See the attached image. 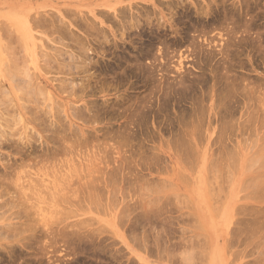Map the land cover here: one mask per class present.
<instances>
[{
  "label": "rangeland",
  "instance_id": "1",
  "mask_svg": "<svg viewBox=\"0 0 264 264\" xmlns=\"http://www.w3.org/2000/svg\"><path fill=\"white\" fill-rule=\"evenodd\" d=\"M171 1L169 0H103V1L102 0H70V1L69 0H0V35L2 36L0 37V84L4 87V89L7 88L4 82L5 81L4 74L8 72V68H9L10 74L11 73L15 74L13 81L12 82L9 81V85H11L10 89H12L11 94H8L7 96L4 93V91L2 92L0 89V99L2 100L0 101V104L1 103L4 104V107L2 106L3 104L0 106V111H2L0 112V114L3 116L2 117L0 115L2 118V119L0 118V120H3L2 122H0V125L2 124L0 128L3 126V128H5L4 130L6 133V134H3L4 137L3 136L1 137L3 130L0 134V137H1L0 138V146H1L0 147V156H1L0 164L6 163V162H8V164H12V163L14 164V160H15L16 166L19 163H20L19 165L23 163L21 166H18V168L16 167L14 172L11 173L9 176H7V178L6 176L2 175V172H0V179L3 180L2 183H7L8 185L7 194L2 196L1 197L2 199L0 198V202L2 204H5V203L7 204V206L4 205L5 207H3V205H0V227H1L0 230L2 229L1 231L3 230L5 231V233L3 231L4 235L0 231V238H1L0 239V264H96V263L97 264H264V254H263L264 248L262 247L264 246V235H263L264 234V227H263L264 226L263 225L264 224V213H263L264 212V188H263L264 184L263 186L260 185L261 189L257 188L258 185H256L258 183L256 182L257 179L259 178L261 179L262 175L264 176V153H263L264 152V119H262L263 117L259 115L260 112H258L259 113L258 117H261L260 118L261 120L257 116H255L257 114L252 113L253 110H251L252 109L251 108L250 109L251 112L249 111L250 113H252L251 117H253L254 115V117H257V118L256 119L254 117L253 118L257 121H253L254 119L251 118L250 115H248L249 116L248 117L247 115H244L243 113L241 114L239 111L238 113H235V115L232 114L234 116L233 118L231 117V121H230L233 123L234 121H236L235 122L236 125L235 123L234 125H232L235 128L233 127L230 128V126H228V129L227 128L223 129L221 128V125H223V122H225L226 120H227L226 122H228L230 119V116L232 115L228 117L229 119L226 118L227 115L225 117L224 112L221 111L222 109H220L221 107L220 104L222 103V101H219L218 99L219 98L218 95H220L219 91L221 90L220 88H222V86L220 87L219 85L225 84L226 82V81L225 82L222 81L224 80V78L220 79L222 76L221 74H223V76L225 74L230 75L231 77L227 76L229 80H232L233 78H235V76L238 75V79H237L238 83L243 81L242 78H246V83L247 84L250 83L249 86L254 87V88L258 86L261 88L262 86V88H264L263 86L264 84V54H263L264 53L263 52L264 51V37H263L264 36V0H179V1L171 0ZM134 5L135 6L138 5L137 8L140 7L142 10L138 12L137 11L138 9H135L136 7L133 9L132 7H134ZM168 5L171 8H169ZM171 5L173 6L174 10L172 9ZM235 5H237L238 7ZM246 5L250 6V8L247 7ZM118 6H120L121 9L122 8L125 9V11H126V6H127L128 7L127 9H129L131 12V16H134V18L140 12L143 15V12L147 11V13H149L150 15L149 14L147 15V13L144 12V15H146V17L143 16L144 18L142 17V20L141 18H138L140 23H142V25H140L141 28L144 29L145 27V29L143 31L141 29L142 32L140 31L139 27L138 29L133 28V31H131V29H128L131 32L130 33L128 31L129 32L128 35L130 34L128 37L130 36L131 37L127 38L126 36H124L125 37V38L123 37L124 40L123 39L121 40L120 38L121 32H119V30L124 31V29L122 28L121 30L120 28L121 26L119 27L118 24L120 25H123V24L118 23L117 24L118 28H117L115 26L116 24L114 25L113 23L114 21H116L114 20V17L116 18L117 13L121 11V10L118 11V9H120ZM142 6L144 8L147 7L146 9L148 10L145 9L143 11L144 8ZM243 8L244 10L246 9V11H244ZM100 9L101 10L106 9L105 12L107 11L108 13L106 12L107 13L106 14L104 12L105 16L101 17L104 14H102L103 12L101 13ZM63 10L69 11L68 13L76 11L78 12V14L80 13L83 14L88 11L86 14H88L89 17L87 16L88 19L86 20H88L89 22L90 20L92 21L93 19L95 20L93 22H96L95 24H99V21H102L103 22L102 29L105 28L104 30H107L106 31L107 33H105V35L107 38H109L110 36V39H109L110 44H112L113 41L114 42L116 41L115 44L117 46V50L111 47L109 52H111L112 55L108 54V56L104 58L105 60H103L105 61V63L107 62L106 64L109 65L108 68L109 67L111 68L108 69V71L106 68L105 70L106 74L104 72H101L100 75H97L98 72H96L95 73L97 75L96 82L98 84L94 82V84L91 85L92 86L91 90L94 88V91L96 92L98 91V89L103 88V91H105V93L97 94L96 92L95 95L88 96L87 98H85L86 101H89V102L91 101L92 103H95L94 105L96 104L98 105L99 103L101 104L103 99L107 100L108 105H110L111 108L114 106L113 107L114 109L113 108L111 109V116H113L114 118L112 117L113 119L111 118L109 121H107L108 119L106 118L104 119L97 118L96 119L97 121L93 119L92 121H89L88 123H83L84 124L83 130L85 132H89L90 134L92 133L93 135L101 134V132L105 130V127L107 129L110 128L109 130L111 131L118 130L120 123L123 122V125H124V123H127L129 121L128 119L131 118L129 114L134 115L136 113V112L133 113L134 111H132V113L130 112H131V109L134 110L132 107L136 106L135 105L136 102L139 103L141 101V100L138 101V99H142L143 97L145 99L147 98L146 100L149 99L150 101L148 100L149 101L148 103H150L149 104L150 107L154 104L151 107L152 109V115H150L151 118L149 117L150 120H148L150 123L147 125L148 127L151 124L150 125L151 127L149 126L147 130L144 131V133L143 131L142 133H138L139 137L135 133V135L137 136L136 142L138 144L133 142L135 143L134 145L133 143L129 142V144L127 145L128 147L127 146L124 147L122 144L123 148L122 147H121L122 149L120 148L121 149L120 153L122 154L124 152L125 153L122 156L121 155L117 156L116 154H114L116 150L112 151L113 149L112 148L110 152L108 148L106 147V146L110 148L111 146L113 147L114 146L112 145L114 144L112 143L113 141L106 143L107 145L105 144L106 145L105 148L106 150H108V157L105 159L104 163H100V164H99V161L95 163L94 161L96 160L93 159L94 160L93 162L95 163V166H96L95 172L94 170H92L94 168V164L92 163V158L88 157L95 153V152L92 153L93 150L96 149V148L93 149V147L92 149L91 148L89 149L88 147H86L87 150L85 148H82V152L84 153H82V155L81 154L79 155L80 158L75 157V158L70 159L69 157L64 156L65 158L63 157L61 158L60 156V157H56L55 159L49 158L46 161L43 160V162L40 163L38 162L39 158H37L36 156L34 157L35 154H31V156L27 155L26 156L27 159L23 160V162H21L22 160L19 161L18 160L19 156L15 154L16 150L14 148L15 147L14 145L19 140L20 142H22L20 137H23L24 143L28 141L32 142V144L31 142L27 143L28 146H26V150H30L29 148L32 146L38 147L42 138H44L43 136L45 137L49 136L51 135V133L48 132L49 131L48 128L43 124H42L43 126L41 125L40 126L42 127V129L45 126L47 130L43 129L42 130L43 133H42V131L40 130L41 127L39 128L36 126L38 125L36 124L38 122L31 121L32 122L31 123L28 120H26L24 123H21L19 120L17 122V120H15L16 117L11 116L12 111L10 112V110L12 109L10 110L9 108L7 109V106L5 104L6 101L4 102V100H6V97L13 98V100L16 99L15 101L17 100L23 101L21 99H24L25 102H27L30 99L32 103L29 104L30 101L27 102L28 104H26L25 102H22V103H25L27 106L29 105V107H32L37 103V106L39 104L40 107L38 106L39 107L38 109L37 107H35L36 106L35 105L34 107L36 108V110L38 109L39 111L41 110L43 111L44 110L42 108L44 105L43 103H45V105L47 104L45 100L47 98V100L50 99L51 105H53L52 108L56 107V103H58L59 101L56 97L60 95L58 90L60 88L59 86L62 83H60V80H59L60 75H58L57 73L58 72L56 69L57 64L55 63L56 65L52 66V64L55 61L52 60L54 61L53 63L51 60L46 61L49 59H44L43 54L47 53L48 51L52 52L54 50L52 48L55 46L56 48L58 47L57 50L60 49L59 45L56 42H58V40H61V39H63L62 42L60 41L61 43L64 42L67 48H68L67 44L70 47L69 50H66L64 52H69V51L71 52V50L76 49V46H74L75 48L72 47L71 45L74 43L73 42H71L72 44L68 43V41H70L68 38H65V40L64 38L58 39L57 38L59 36L57 35L58 33L57 34L54 33L57 37H55V40H53L54 43H52V39L54 38H51V36H53L54 34L53 35L51 34L53 33L52 32L53 30L51 29H53V27L49 29L47 28L48 30L51 31V33H49L50 31H48L45 28L46 30L45 29L44 30L48 31V34H50L51 36H49L47 32L44 31L46 34L45 35L41 33L43 32L41 31L43 30V28L42 29L40 28L41 32L39 31V29L34 28L35 25H33V19L31 21V18H33L32 16H35V14L37 13H40V16L41 14L44 15L45 17L44 16L43 17L46 18L45 20H49V19L51 20V18L53 16L55 17V15L58 18V15H59L60 16L59 18L61 19L62 23L64 20H66L64 21L65 23L71 24L70 20L72 18H67L69 15L66 14L67 12L64 13L65 11L63 12ZM95 10L96 12H100V13H96L97 14L96 15ZM125 11L123 13H125L126 15L127 14L126 12L128 11L126 12ZM52 12H54L55 14L51 17V14H53ZM109 12L113 13L114 17ZM134 12L136 14H133ZM230 12L231 14H229ZM73 13H71L72 17H73ZM173 13H175V15ZM48 14L50 15L51 18H49ZM64 14H66L67 17ZM74 14L75 16L77 15L76 13ZM81 14H80V17H81ZM99 14H101V16ZM109 14L113 18L111 16H108ZM128 14L130 16V13ZM37 15H36L35 21H37V19L39 20L38 18L39 16ZM106 15L108 17H111L110 21H113L112 22L113 24L110 23L108 17L107 18L109 22L105 19ZM140 15L141 14H139V16ZM156 15L158 16V18L155 17ZM84 16L86 18V15ZM90 16L92 17L91 19H89ZM129 16H126V18H128L127 20H129L130 22L131 16L130 17ZM54 17L52 18V20H54ZM56 17L55 19H57ZM78 17L79 16L77 15V20H78ZM80 17L78 21H82L84 19L83 16H82L83 18H80ZM232 17L236 21L234 19H232L231 21ZM41 18L42 17H40V19ZM75 18L73 17L74 19V20L72 19L73 22L76 21ZM103 18L107 21V23L104 22L105 20ZM126 18H125V21H126ZM155 18H157L156 20L157 22L155 21ZM168 18L169 19L171 18L172 20L173 19L174 20L172 21L171 19L169 20ZM116 19L118 20L119 18H116ZM143 19L144 20L150 19L151 22L149 23L148 22L149 20L147 21L148 23L144 22ZM159 19L161 20L159 21ZM59 20L57 19L56 21H59ZM121 20L120 21L118 20V21L121 22ZM220 21H223V22H220ZM161 22L163 25L161 24ZM218 22L220 25L218 24ZM228 22L230 24H228ZM78 23L79 22H77L76 24ZM144 23H147L148 25L150 24L152 26L151 27L148 25L146 26ZM178 23L179 24L182 23V24L179 25ZM209 23L210 24L212 23V24L209 25ZM224 23H226L225 24V26L227 25L226 27L223 26ZM60 24L58 23L59 26ZM213 24L216 27H214ZM221 24L223 27L221 26ZM238 24H240V26ZM232 25H233V28H235V31L238 30L236 34H234L235 33L234 31L233 33L234 35L232 34V31H231ZM241 25L243 26L245 25L244 27H246V29H244V27H242ZM256 25L257 27H253ZM97 26L101 28L100 24ZM178 27L182 29H179ZM189 27L191 29H189ZM247 27H249V29H247ZM70 28L72 29L74 28L73 32L79 31V29L76 28V26L74 27V24H71ZM116 28L118 29V31L116 30V32H114ZM206 28L208 30H206ZM54 29H57V27ZM176 31L178 32L176 33ZM117 32H119L120 34L119 37H117L118 35ZM124 32L126 34V31ZM78 33L82 34L81 31H79ZM108 33L110 35L107 36ZM178 33L179 34L181 33L180 36ZM227 33H230V34H227ZM137 34H138V37H137ZM190 35H192V37ZM187 36H189L190 38H188ZM259 36L261 37L259 38ZM2 38L4 42L1 40ZM67 39L68 41H66ZM241 40H244L245 42ZM163 41H165V43ZM259 42L260 44L262 42L261 46L258 44ZM3 43L6 46L5 47L6 49L3 47L4 46ZM167 43L169 44L167 45ZM134 44L136 45V48ZM161 44H164V45L162 46ZM224 44L226 46H224ZM253 44L255 45V47ZM201 45L203 49L201 48ZM212 47L214 48L212 49ZM67 48H64V46L61 47L62 52H63V49L65 50ZM105 48L107 50V46ZM74 51H72V53ZM59 52L61 51L59 50ZM132 52H133V55H132ZM118 54L119 55L121 54L120 57ZM127 54L129 56H127ZM163 54L166 56H164ZM142 55L144 56V58ZM153 55L154 56L156 55L158 59L156 58V56L154 57ZM65 56L66 55H64V58L68 57V56L67 57ZM112 56H115V57H112ZM138 57L140 58L138 59ZM95 58L96 57H93L94 60H97V59L99 60L100 57L99 58L97 57L96 59ZM153 58L155 61L153 60ZM120 59L123 61H120ZM124 59L125 60L127 59V60L125 61ZM128 59H131L132 61ZM140 61L142 62L140 63ZM215 61L216 62L218 61V62L216 63ZM49 62L52 64H47ZM197 62H200L201 64ZM229 62H232V63H229ZM208 63L209 65H207ZM155 64H158L157 67L155 66ZM230 64L232 68H234L232 64L235 65V68L233 70L228 69L231 72L227 70L228 72L225 73L226 71L225 67L229 68ZM247 64L249 65V67ZM129 65L131 67H129ZM137 66H139L141 69ZM219 67L221 69L220 71H219ZM149 68H151V70ZM206 68H207V71H206ZM216 68H218V71ZM49 69L50 71H47ZM142 69H143V72L141 71ZM135 70H137L138 72ZM113 71L114 72L117 71V73H114ZM50 72L51 73L53 72V73L51 74ZM157 73L158 74L160 73L159 74L160 76ZM211 73L214 74V77H213V74ZM120 74L122 77H120ZM240 74H241V77L244 76L241 79H240ZM192 76H193V79H192ZM53 77H56L57 81ZM28 79L29 81H27ZM181 79H183L184 81H180ZM195 79L197 80V82ZM215 79L217 80L215 81ZM31 80L32 81L36 80L33 83L35 82L37 83L39 81L40 86L42 85L44 87H47V83H49V87L46 88V95L48 94L49 96L50 95L51 96L48 98V95H47V97L45 98L44 97L45 94H43L42 92L38 96V94L36 93L37 89L34 92L35 95H31V93L29 92V89H32ZM185 80H186V84L188 83V86L185 84ZM198 80H200L201 82L203 80L204 82L201 83ZM25 81L26 83H23ZM182 82H184V84H182ZM216 82L218 83L217 86H215ZM92 83L93 82H91V84ZM179 83L182 84L181 85L182 88H184L183 85H185V87L187 88L181 91L182 88L181 87L179 88ZM26 84H28V86L30 85L31 88H29L30 86L27 87ZM242 84L244 85L245 83H242ZM201 85H202V89L200 90ZM14 86H17V88ZM20 86H25L24 88L26 90L21 89ZM54 86L55 87L58 86L59 87V88L57 87L58 90ZM17 89L20 91V93H22V90H25V92H23V94L25 95H27V92H29V94L32 97L30 95H27L26 98H24L25 95L23 96L21 94L23 97L20 96V98L17 99L16 97L17 95H19V91ZM168 89L169 91H167ZM198 89L200 91H198ZM165 90H166V93L168 92V94H170L169 95L170 102L168 101L169 103H168L167 108L161 111L160 113L158 112L159 110L158 108H160V106L162 107V104H163L162 95H163V91L165 93ZM170 90L173 92H170ZM67 91H70V90H67ZM74 91L75 90H73V93ZM39 92L40 91H38V93ZM74 94L77 95V93H74ZM238 94L237 96L235 95L234 98H231V97L224 98V96L222 95V97L224 98L223 100L224 104L226 100L227 101L228 99L230 100L228 103L229 105L227 104V102H226V105H224L223 103L222 104L224 106L228 105L230 107H233L234 105V107L236 106L240 107L242 105L241 103L242 97L240 99V96H242V94L239 95V98H238ZM3 95L5 96V98ZM135 95L137 96L135 97ZM171 95H173V97H171ZM262 95L260 96L259 94L257 96L264 98V96ZM63 96H66V94ZM30 97L31 98L34 97V98L31 99ZM52 97L55 100H57L55 105L52 104L54 103L52 102L54 101L52 100ZM144 98L142 100L146 101ZM180 98H181L180 102L183 100L181 104H179L180 102L178 103ZM26 99L28 100L26 101ZM42 99L45 101H43ZM255 99L256 97H254V100ZM220 100H222V98ZM254 100L250 101V104L251 102L254 103ZM232 101H235L237 104L235 103L236 104L235 105L234 102ZM258 101L259 99L256 101V103H258ZM33 102L35 104H33ZM195 102L198 103V106L197 104H195ZM260 102H261V99H260ZM82 103L83 102L81 103L78 102L76 105L81 106ZM130 103L131 104L134 103V105L130 106ZM217 103L218 105H220V107H218ZM117 105L119 107L118 109L119 113L123 112V113H120L121 115V117L119 116L120 119L118 118V110L116 111V109L118 108ZM181 105L183 107H181ZM128 106H130L131 108ZM127 107H128V110L130 109L129 111L127 110ZM252 107L254 108L256 106L252 104ZM2 108H4L3 109L4 111L2 110ZM182 108H184L183 110L186 109V111L188 112L186 111H185L186 113L183 112ZM218 108L219 110H217ZM6 109L8 112H10V114H8ZM42 111L41 113L40 112L39 113L43 114ZM214 111L216 112V114ZM219 111L222 112L221 114L223 118L225 117L224 120L223 118H221L222 116L220 117L221 114L220 115L218 114ZM179 112H183V115L182 113H179ZM13 114L14 113H12V115ZM157 114L159 115V117ZM26 116L28 118L29 114ZM125 116L128 117L127 120ZM186 117H188L187 120H186ZM13 118L16 121V124L18 125L15 124V121H13ZM45 118L46 117H44L43 120H45ZM132 118H134V116H132ZM153 118H155L154 119L155 121L153 120ZM163 118H165L164 121H163ZM220 118L222 120H220ZM250 118L253 120H251ZM98 120H99V123H98ZM248 120L250 122L249 124L247 123ZM93 121H95L97 124L95 122L93 124L90 123ZM183 121L185 125L183 124ZM157 122H159V124ZM188 122L189 124H187ZM253 122L254 124L251 125V123ZM3 123L4 124L7 123V124L4 125ZM32 124L36 127V129ZM237 124H241L240 126L244 124L245 127L247 128H245L244 125L243 127H240L241 129L239 127L237 128ZM23 126L26 127V129ZM27 126L31 128L33 132L32 130L30 131L27 128ZM92 128H96L98 131L95 130V133H94L93 131L94 129ZM111 128L114 130H112ZM149 128L150 130H148ZM184 129L186 131H184ZM29 132L30 133L36 132L39 138L42 137L40 139L39 138L37 139V142L39 140L40 142L37 143L35 141V144H34L33 143L34 138L32 139L33 135L32 133L29 134ZM36 134H34V137L35 136L37 137ZM143 134L144 136H142ZM5 138H7V140ZM146 138L147 140H145ZM4 139L6 141H4ZM102 139L103 138L99 136L98 138L99 143H103V141L104 143L106 142L104 139L103 140ZM177 139L184 140L185 143L183 147L177 144V141H178ZM168 140L170 141L168 142ZM189 140H193L194 143L189 142ZM172 141L173 142L176 141V143H173ZM114 142H117V141H114ZM174 144H176L177 147H179V149ZM115 145L117 144L115 143ZM129 145H132V146L130 147ZM117 146H114V147L118 148ZM134 146H135V149H134ZM173 147L174 148L176 147L175 150H173L174 149ZM83 149H85L86 151H83ZM100 149L103 150V148H100ZM90 151L92 154H90ZM28 152L26 153L28 154ZM180 155H181V159H180ZM123 156L128 157V159L130 157V160L127 161L126 163L124 161L126 159H123V158H122L123 160L120 159ZM23 157L20 159H23ZM183 157L186 158L187 160L184 159ZM57 159L59 160V162ZM16 160H18L19 163ZM65 160L66 161L69 160V162H66L67 165L65 164ZM31 162L33 165L31 164ZM115 166H118L120 169L118 170V167H115ZM132 167L136 169L133 170ZM210 168H212L213 170ZM208 169H210L211 173L209 172ZM109 170L111 171L109 172ZM110 173H112V175ZM117 174L118 176H116ZM133 177L136 179H134ZM89 183H91V185ZM85 185H87L86 187L88 190L85 189L86 188ZM83 187H84V190H83ZM32 188L34 189L33 191L35 192L37 189L40 191L41 193L40 196L42 195L41 197L42 198L44 197L43 200L39 199L40 197H38L37 200L34 198V200L38 202L32 199L33 196H36L34 194H32L33 196L29 194L30 192H32L31 191ZM63 188H65L66 190H64ZM255 189H257V191ZM99 190L102 193L99 192ZM4 191H6V189ZM69 191H71L70 193L72 194L74 193L73 197H72V194L70 195ZM21 192L26 194L25 195L26 198H24V200H23V193L20 195ZM53 194H56L54 195L55 199H54ZM60 194L62 195L61 197H59ZM29 195L31 197L30 202L25 201L27 198H28L27 200H29V197H27ZM64 195L66 196V200L63 202L61 198L65 199ZM88 195H90L91 198L90 196L88 197ZM92 195L95 197H93ZM57 196L59 198L58 201H57ZM149 199L150 201L151 200L152 201L149 202L148 201ZM60 200L62 201V203H59ZM17 201L20 205L23 206V210L21 208L22 206L17 204ZM66 201L70 202L71 204L67 203ZM13 202L15 203L13 204ZM75 202L76 204H74ZM89 202H91L90 204L91 206L89 205ZM26 204L28 205L27 207H26ZM15 205L17 208L19 206V208L17 209ZM36 208L40 210H37ZM19 209L21 210V212L19 211ZM13 211H14V214H13ZM22 211L26 213V214L24 213L26 217H24ZM122 211H124L123 213L125 214L121 213ZM15 215L17 218L15 217ZM18 215L22 217L20 218ZM54 215H55V218H54ZM117 216H119V218ZM55 219H57L56 222H55ZM243 223H246V225ZM6 224L8 225L7 227H6ZM243 226L244 228H242ZM2 227L5 229H3ZM246 227H247V230H246ZM6 228H8L7 229L8 231H6ZM17 231L19 232L16 233ZM160 233H162V235ZM83 236H85L86 238L85 237L83 238ZM154 239H156L157 242ZM93 245L96 249L93 247ZM99 252H101L102 255H100ZM167 253L168 254L170 253L169 254L170 257ZM186 254L187 256H185Z\"/></svg>",
  "mask_w": 264,
  "mask_h": 264
},
{
  "label": "bare ground",
  "instance_id": "2",
  "mask_svg": "<svg viewBox=\"0 0 264 264\" xmlns=\"http://www.w3.org/2000/svg\"><path fill=\"white\" fill-rule=\"evenodd\" d=\"M70 1V0H69ZM103 1V0H102ZM169 1H171V0H169ZM179 1V0H178ZM172 2V1H171ZM222 2V1H221ZM63 3V2H62ZM173 3V2H172ZM175 3V2H174ZM256 3V2H255ZM65 4V3H64ZM67 4V3H66ZM162 4V3H161ZM168 4V3H167ZM234 4H236V3H234ZM247 4V3H246ZM101 5V4H100ZM103 5V4H102ZM110 5V4H109ZM122 5V4H121ZM140 5V4H139ZM164 5V4H163ZM175 5V4H174ZM180 5V4H179ZM257 5V4H256ZM73 6V5H72ZM81 6V5H80ZM99 6V5H98ZM105 6V5H104ZM137 6L138 5H134V7H132L133 9L135 8V9H138L137 11L139 12V11H141L142 9L140 8V7H138L137 8ZM144 6H146V5H144ZM162 6V5H161ZM172 6V5H171ZM181 6V5H180ZM235 6H237V5H235ZM234 6V7H235ZM247 6V5H246ZM245 6V7H246ZM119 8H120V6H118ZM118 7H116V8H118ZM143 7V6H142ZM168 7H169V5H168ZM167 7V8H168ZM177 7V6H176ZM228 7H229V5H228ZM238 7V6H237ZM247 7H249L250 8V6H247ZM257 7V6H256ZM106 8V7H105ZM112 8V7H111ZM124 8H125V6H124ZM128 7L126 6V11H128V12H126L125 11V9H123V11H122V9L120 8V9H118V11H120V12H118L117 13V15H116V18H119L118 20L120 21L122 18L124 19V21H125V18H126V16H129V14L128 13H130V16H131V12H130V10L129 9H127ZM144 8V7H143ZM147 8V7H146ZM146 8H144L143 9V11L146 9ZM169 8H171V7H169ZM180 8V7H179ZM242 8V7H241ZM254 8H255V6H254ZM66 9H68V8H66ZM96 9V8H95ZM103 9V8H102ZM164 9V8H163ZM172 9H173V6H172ZM237 9V8H236ZM90 10V9H89ZM101 10V9H100ZM99 10V11H100ZM105 10L106 9H104V10H101V13L102 14H104V15H102L101 16V14H99L101 17H103V16H105V13L107 12H105ZM146 10H148V9H146ZM155 10V9H154ZM174 10V9H173ZM223 10V9H222ZM232 10V9H231ZM243 10H244V8H243ZM65 10H63V12H64ZM71 11V10H70ZM97 11H98V9H97ZM111 11V10H110ZM126 12L127 14L125 15V13H123V12ZM134 11H136V10H134ZM149 11H151V10H149ZM224 11V10H223ZM229 11H230V9H229ZM235 11V10H234ZM244 11H246V9L244 10ZM254 11V10H253ZM252 11V12H253ZM59 12V11H58ZM67 12V13H66ZM69 11H65L64 13H66L67 15H69L68 17H67V15L66 14H64L67 18H72L73 19V17L75 18V20L77 21V22H79L78 24H76L77 22L76 21H72V19L70 20L71 21V24H74V27L76 26V28H78L79 29V31H81L82 32V34H80V33H78V32H73V29L72 28H70V26H71V24H69V23H65L64 21H66V20H62L63 21V23L61 22V19L59 18L60 16L58 15V18L56 17V15H55V17L59 20V21H56L57 19H55V17L53 16L55 13L54 12H52L53 14H51V17L53 16L54 17V20H52V18L50 17V15L48 14V16H49V18H51V20L52 21H54V22H52L49 18H47V19H49V20H45L46 18H44L45 16L44 15H42L41 14V16H40V13H37V14H39V15H37V14H35V16H32L33 18H31V16H30V18H31V21H32V19H33V25H35L34 26V28H36V29H39V31L43 28V30H41V31H43V32H41V33H43V34H45V32H47V34H48V31H50V30H48L49 28H51V27H53V29H51V30H53L52 32L53 33H51V31L49 32V33H51L52 35L54 34V33H58L57 35H61L60 37L58 36H56L55 34V36L53 35V36H51L50 34H48L49 36H51V38H54V39H52V43H54L53 42V40H55V37H57L58 39L60 38H64V40H65V38H68L70 41H68V39L66 40V41H68V43H71V42H73L74 44H70L72 47H74V46H76V49H74V50H71V52L69 53V52H64V51H66V50H69L70 49V47H69V45L67 44V46H68V48L66 47V44L64 43H61L62 42V40L63 39H61V40H58V42H56L58 45H59V48L60 49H58L57 50V48H56V46L55 47H50V48H52V49H54L51 53L48 51L47 53H44L43 55H44V59H49V60H46V61H52V60H54V61H52V63H47V64H52V66H54V65H56V69H57V73H58V75H60V78H59V80H60V83H62L59 87L58 86H54L57 90H58V88H59V90H58V92L60 93V95L58 96V97H56L59 101H58V103H56V101L57 100H55L53 97H52V100H54V101H52V102H54V103H52V104H54L55 105V103H56V107L55 108H52L53 107V105H51V101H50V99L49 100H47V95H46V88L47 87H49V83H47V87H44V86H40V82L38 81L37 83L35 82V83H33L34 81H36V80H31L32 81V83H31V86H32V89H29V92L31 93V95H35L34 94V92H35V90H36V93L38 94V96H39V94L42 92L43 94H45L44 95V97L46 98L45 100H46V102H47V104L45 105V103H43L44 105H43V114H40L41 113V111H39L38 109H39V104H38V106H37V103L35 104L34 102H33V104H35L34 106L35 107H37L38 109V111L36 110V108L34 107V106H32V105H30V106H32L33 107V109H32V107H29V105L27 106L26 104H28L27 102L28 101H30V99L28 100V99H26V101L27 102H25L24 101V99H21V100H23V101H20V100H17V101H15V100H13V98H7L6 97V100H4V102H5V104H6V106H7V109L9 108V110L10 109H12V110H10V112L12 111V113H14L13 115H12V113H11V116L13 117V116H15L16 117V119L15 120H17V122H18V120L21 122V123H24L26 120H28L29 122H38V123H36V124H38V125H36L35 123V125L37 126V127H41V126H43V125H45L47 128H48V132L49 133H51V135H49V136H43L44 138H42V137H40V138H42V140H41V142H40V140L38 141V142H40L39 143V145H38V147L36 146H32V147H30L29 149L30 150H26V146H28V144L27 143H30L31 141H28V140H26V141H28V142H25L24 143V141H23V137H20L21 138V140H22V142H20V140L19 141H17V142H19V143H17L16 142V144L14 145L15 147V150H16V152H15V154L17 155V156H19L18 157V160L19 161H21V162H23V160H26L27 159V155L28 156H31V154H35L34 155V157L36 156L37 158H39V160H38V162H43V160L44 161H46V160H48L49 158H51V159H55L56 157H60L61 156V158L63 157V158H65V157H69L70 159H72V158H75V157H78V158H80L79 157V155L81 154L82 155V153H84V152H82V148H85L86 149V147H88L89 149L91 148L92 149V147H93V149L94 148H96V149H94V150H96V151H94L93 150V152L92 153H94V154H92L91 153V151H90V154H92L91 156H88V157H90V158H92V163L94 164V168L96 167L95 166V163L96 162H98L99 161V164L100 163H104L105 162V159L108 157V150L111 152V149H112V151L113 150H116V152H114V154H116L117 156L118 155H123L125 152L124 151H122V152H124L123 154L122 153H120V150L123 148L122 147V144H123V146L125 147V146H127L128 144H129V142L130 143H133V142H135L136 144H138L137 142H136V137L138 136V133H142V131H143V133H144V131L145 130H147V128L151 125H149L148 127H147V125L150 123L148 120H150L149 119V117H150V115H152V109H151V107L154 105H152L151 107H150V103H148L149 101L148 100H146L144 97V99L146 100V101H143L142 99H138V101H140L139 103H137L136 102V106L134 107H132L134 110H132L131 109V112L130 113H132V111H134L133 113H135L134 115L133 114H129L130 116H131V118H130V116H129V118L130 119H128L129 121L127 122V123H124V125H123V122L122 123H120V126H119V128H118V130H115V131H111V130H109V129H107L106 127H105V130L104 131H99V132H101V134H99V135H93L92 133L90 134L89 132H85L84 130H83V128H84V124L83 123H88L89 121H92L93 119L94 120H96L97 118L99 119H104V118H106V119H108L107 121H109L113 116H111V109L114 107L113 105V107L111 108V106L110 105H108V101L107 100H104L103 99V101L101 102V104L99 105H94L95 103H92L91 101L89 102V101H86L85 100V98H87L88 96H93V95H95L96 94V92H97V94H102V93H105V91H103V88H101V89H98V91H94V88L91 90V88H92V86L91 85H93L94 84V82H96V78H97V75H100V73L101 72H104L105 73V70H106V68H107V71H108V69H110L111 67H109L108 68V64H106L105 63V61H103V60H105L104 58H106V56H108V54L109 55H112V53L111 52H109V50H110V48L111 47H113L114 49H116L117 50V46H116V44H115V42L113 41V43L112 44H110V36H109V38H107L106 37V35H105V33H107L106 31L107 30H104V29H102V25H103V22L102 21H99V24H100V26H101V28L99 27V26H97V25H99V24H95L96 22H93V21H95V20H93L92 19V21L90 20L89 22H88V20H86V19H88L87 18V16L89 17V15L88 14H86V13H83L84 15H86V18H85V16L83 15V14H81V17H80V14H78V12H76V11H73L74 13H76L80 18H83L84 17V19L82 20V21H78L79 20V17H78V20H77V15L75 16V14L73 13V12H70V13H68ZM80 12H81V10H80ZM105 12V13H104ZM133 12V11H132ZM145 12V11H144ZM144 12H143V15H142V13L140 12L139 14H141L140 16H139V14H137V16H135V18H134V16H129L130 17V22H129V20H127L128 18H126V21L124 22L123 21V19L121 20V22H119L115 17H114V15H113V13H111V12H109L113 17H114V20H116V21H118V22H116V21H110L111 20V15L109 14L108 16H111V17H108L107 15H106V20L108 21V18H109V21H110V23H114V25L118 28V25H119V27L121 28V30H122V28L124 29V31H126V34H125V32L124 31H120L119 30V32H121V35L119 34V32H117L118 33V35H117V37H119V35H120V38H121V40L123 39V37L124 36H126L127 38H130V37H128L129 35H128V33L130 32V30H128V29H131V31H133V28H136V29H138V27L140 28V31H141V26L140 25H142V23H140V21H139V19L138 18H141V20H142V17L144 16V17H146V15H144ZM174 12V11H173ZM220 12V11H219ZM228 12V11H227ZM243 12V11H242ZM71 13H73V17H72V15H71ZM93 13V12H92ZM96 13H100V12H96V10H95V14ZM108 13V12H107ZM106 13V14H107ZM114 13H116V12H114ZM145 13H147V11L145 12ZM153 13H154V11H153ZM155 13H157V12H155ZM176 13V12H175ZM175 13H173L174 15H175ZM233 13V12H232ZM235 13V12H234ZM47 14V13H46ZM133 14H136L135 12L133 13ZM132 14V15H133ZM149 13H147V15H148ZM152 14V13H151ZM162 14V13H161ZM170 14V13H169ZM229 14H231V12L229 13ZM241 14V13H240ZM36 15L37 16H39L38 18H39V20L37 19V21H35L36 20ZM97 15V14H96ZM150 15V14H149ZM228 15V14H227ZM226 15V16H227ZM233 15V14H232ZM243 15V14H242ZM44 16V17H43ZM62 16V15H61ZM71 16V17H70ZM83 16V17H82ZM95 16V15H94ZM181 16V15H180ZM206 16H207V14H206ZM224 16V15H223ZM229 16V15H228ZM235 16V15H234ZM25 17V16H24ZM34 17H35V19H34ZM40 17H42L41 19H40ZM46 17H47V15H46ZM63 17V16H62ZM108 17V18H107ZM112 17V18H113ZM120 17H121V19H120ZM133 17V18H132ZM143 17V18H144ZM155 17H157L158 18V16L156 15ZM171 17H172V15H171ZM214 17V16H213ZM237 17H238V15H237ZM258 17V16H257ZM64 18V17H63ZM92 17L90 16V18L89 19H91ZM148 18V17H147ZM149 18H150V16H149ZM157 18H155V21L157 20ZM223 18V17H222ZM26 19H28V18H26ZM99 19V18H98ZM104 19V18H103ZM104 19V20H105ZM169 19V18H168ZM171 19V18H170ZM169 19V20H170ZM219 19V18H218ZM224 19H225V17H224ZM227 19V18H226ZM232 19H234L233 17L231 18V21H232ZM240 19H242V18H240ZM74 20V19H73ZM81 20V19H80ZM104 21V22H106L107 23V21ZM149 20V21H148ZM148 20H144L143 19V21L144 22H151L150 21V19H148ZM161 19H159V21H160ZM172 20V19H171ZM174 20V19H173ZM172 20V21H173ZM178 20V19H177ZM189 20H191V19H189ZM229 20V19H228ZM235 20V19H234ZM238 20V19H237ZM256 20V19H255ZM261 20V19H260ZM26 21V20H25ZM29 21H30V19H29ZM108 21V22H109ZM142 21V22H143ZM206 21V20H205ZM204 21V22H205ZM213 21V20H212ZM225 21H227V20H225ZM236 21V20H235ZM252 21V20H251ZM254 21V20H253ZM35 22V23H34ZM68 22V21H67ZM73 22V23H72ZM147 22V23H148ZM157 22V21H156ZM180 22V21H179ZM214 22V21H213ZM220 22H223V21H220ZM239 22V21H238ZM237 22V23H238ZM243 22V21H242ZM249 22V21H248ZM53 25H51V24ZM55 23H57V24H55ZM58 23L60 24V26L58 25ZM112 23V24H113ZM118 23H122L123 25H120V24H118ZM147 23H144L146 26L148 25ZM183 23V22H182ZM182 23H180V24H182ZM190 23H192V22H190ZM233 23H234V21H233ZM247 23V22H246ZM256 23V22H255ZM118 24V25H117ZM153 24V23H152ZM158 24V23H157ZM160 24V23H159ZM161 24H162V22H161ZM179 24V23H178ZM179 24V25H180ZM189 24V23H188ZM212 24V23H211ZM210 23H209V25H211ZM218 24H219V22H218ZM225 24L226 23H224V25L223 26H225ZM228 24H230L229 22H228ZM249 24V23H248ZM58 25V26H57ZM163 25V24H162ZM214 25V24H213ZM217 25V24H216ZM220 25V24H219ZM218 25V26H219ZM235 25V24H234ZM239 26H240V24H238ZM253 25V24H252ZM57 27V29H54V28H56ZM148 26H152V25H148ZM221 26H222V24H221ZM222 26V27H223ZM227 26V25H226ZM225 26V27H226ZM230 26V25H229ZM236 26H237V24H236ZM242 27H244L243 25H241ZM248 26V25H247ZM260 26V25H259ZM38 27V28H37ZM150 27H149V29H150ZM158 27V26H157ZM161 27V26H160ZM170 27V26H169ZM174 27V26H173ZM187 27V26H186ZM192 27V26H191ZM209 27V26H208ZM214 27H216L215 25H214ZM224 27V28H225ZM249 27H250V25H249ZM249 27H247V29H249ZM253 27H257V25L256 26H253ZM41 28V29H40ZM48 30V31H45L46 29ZM112 28V27H111ZM115 28V27H114ZM115 29V31L114 32H116V30L118 31V29ZM177 28V27H176ZM179 28V27H178ZM194 28V27H193ZM232 28H233V25H232ZM231 28V31H232V34L234 33V31H235V28H233L232 29ZM252 28V27H251ZM45 29V30H44ZM72 29V30H71ZM126 29V30H125ZM135 29V30H136ZM144 29H145V27H144ZM144 29H142V31L144 30ZM155 29V28H154ZM170 29V28H169ZM179 29H182V28H179ZM189 29H191L190 27H189ZM196 29V28H195ZM221 29V28H220ZM226 29V28H225ZM244 29H246V27H244ZM254 29V28H253ZM57 32H56V31ZM153 30V29H152ZM151 30V31H152ZM206 30H208L207 28H206ZM224 30V29H223ZM227 30V29H226ZM255 30H256V28H255ZM25 31V30H24ZM45 31V32H44ZM129 31V32H128ZM141 31V32H142ZM150 31V30H149ZM185 31V30H184ZM190 31V30H189ZM194 31V30H193ZM213 31H214V29H213ZM225 31V30H224ZM229 31V30H228ZM238 31V30H237ZM237 31H235V33L234 34H236V32ZM248 31H250V30H248ZM247 31V32H248ZM109 32V31H108ZM148 32V31H147ZM153 32V31H152ZM151 32V33H152ZM154 32H156V31H154ZM178 31H176V33H177ZM218 32H220V31H218ZM256 32H257V30H256ZM131 33V32H130ZM189 33V32H188ZM231 33V32H230ZM230 33H227V34H230ZM242 33V32H241ZM255 33V32H254ZM261 33V32H260ZM2 34V33H1ZM43 34H41V35H43ZM125 34V35H124ZM148 34V33H147ZM156 34V33H155ZM179 34V33H178ZM181 34V33H180ZM180 34H179V36H180ZM233 34V35H234ZM251 34V33H250ZM256 34V33H255ZM46 35V34H45ZM47 35V36H48ZM108 35H110L109 33L107 34V36ZM189 35V34H188ZM199 35V34H198ZM244 35V34H243ZM262 35V34H261ZM25 36H26V34H25ZM112 36V35H111ZM151 36V35H150ZM191 37H192V35H190ZM223 36V35H222ZM236 36V35H235ZM242 36V35H241ZM0 37H2L1 35H0ZM137 37H138V34H137ZM168 37V36H167ZM188 38H190L189 36H187ZM244 37V36H243ZM261 36H259V38H260ZM264 37V36H263ZM50 38V39H51ZM56 38V39H57ZM125 38V37H124ZM150 38V37H149ZM160 38V37H159ZM195 38V37H194ZM198 38V37H197ZM222 38V37H221ZM238 38V37H237ZM240 38V37H239ZM250 38V37H249ZM252 38V37H251ZM254 38V37H253ZM258 38V39H259ZM133 39V38H132ZM142 39V38H141ZM162 39H163V37H162ZM226 39V38H225ZM241 39V38H240ZM2 41H3V38L1 39ZM124 40V39H123ZM137 40V39H136ZM160 40V39H159ZM237 40V39H236ZM245 40V39H244ZM244 40H241V41H244ZM248 40V39H247ZM262 40V39H261ZM61 41V42H60ZM65 41V42H66ZM138 41H139V39H138ZM144 41V40H143ZM162 41V40H161ZM161 41H160V43H161ZM192 41H194V40H192ZM240 41V42H241ZM246 41V40H245ZM244 41V42H245ZM249 41H250V39H249ZM263 41V40H262ZM4 42V41H3ZM134 42V41H133ZM164 43H165V41H163ZM172 42V41H171ZM189 42V41H188ZM197 42V41H196ZM203 42V41H202ZM207 42V41H206ZM238 42V41H237ZM62 44V46H61V44ZM147 43V42H146ZM193 43V42H192ZM119 44V43H118ZM144 44V43H143ZM169 43H167V45H168ZM190 44V43H189ZM205 44V43H204ZM239 44V43H238ZM244 44V43H243ZM260 46L262 45V42H261V44H260V42L258 43ZM3 45H4V43H3ZM109 45V46H108ZM123 45V44H122ZM135 45V44H134ZM162 46L164 45V44H161ZM197 45V44H196ZM199 45V44H198ZM242 45V44H241ZM254 45V44H253ZM252 45V46H253ZM64 46V48H67V49H63V52H62V49H61V47H63ZM107 46V50H106V47ZM151 46V45H150ZM204 46V45H203ZM224 46H226L225 44H224ZM4 48L6 47L5 45L3 46ZM121 47V46H120ZM205 47V46H204ZM222 47V46H221ZM236 47V46H235ZM254 47H255V45H254ZM3 48V49H4ZM49 48V49H50ZM75 48V47H74ZM135 48H136V45H135ZM146 48H148V47H146ZM151 48V47H150ZM163 48V47H162ZM169 48V47H168ZM201 48H202V45H201ZM207 48V47H206ZM205 48V49H206ZM214 47H212V49H213ZM239 48V47H238ZM6 49V48H5ZM51 49V50H52ZM71 49H73V48H71ZM145 49V48H144ZM152 49V48H151ZM171 49V48H170ZM203 49V48H202ZM211 49V50H212ZM59 50L61 51V52H59ZM103 50V51H102ZM105 50V51H104ZM115 50V51H116ZM138 50V49H137ZM136 50V51H137ZM140 50V49H139ZM164 50H165V48H164ZM72 51H74L73 53H72ZM141 51V50H140ZM139 51V52H140ZM146 51V50H145ZM148 51V50H147ZM157 51V50H156ZM196 51V50H195ZM223 51H224V49H223ZM231 51V50H230ZM138 52V51H137ZM164 52V51H163ZM261 52V51H260ZM264 52V51H263ZM262 52V53H263ZM54 53V54H53ZM63 53V54H62ZM67 53V54H66ZM141 53V52H140ZM144 53V52H143ZM148 53V52H147ZM162 53V52H161ZM171 53H172V51H171ZM209 53V52H208ZM232 53V52H231ZM56 54V55H55ZM59 54V55H58ZM196 54V53H195ZM229 54V53H228ZM264 54V53H263ZM58 55V56H57ZM64 55H66L65 57H67V58H64ZM119 55V54H118ZM121 55V54H120ZM120 55H119V57H120ZM132 55H133V52H132ZM149 55V54H148ZM152 55V54H151ZM161 55V54H160ZM164 55V54H163ZM168 55V54H167ZM170 55V54H169ZM210 55V54H209ZM245 55V54H244ZM57 56V57H56ZM127 56H129L128 54H127ZM143 56V55H142ZM147 56V55H146ZM154 56V55H153ZM156 56V55H155ZM154 56V57H155ZM157 56H158V54H157ZM157 56H156V58H157ZM162 56V55H161ZM164 56H166V55H164ZM171 56V55H170ZM169 56V57H170ZM93 57H100L99 58V60L97 59V60H94L93 59ZM112 57H115V56H112ZM117 57V56H116ZM160 57V56H159ZM194 57H195V55H194ZM55 58H56V60H55ZM95 58V59H96ZM118 58V57H117ZM140 57H138V59H139ZM143 58H144V56H143ZM165 58V57H164ZM226 58V57H225ZM231 58V57H230ZM122 59H123V57H122ZM138 59H137V61H138ZM146 59V58H145ZM158 59V58H157ZM194 59H196V58H194ZM208 59H210V58H208ZM65 60V61H64ZM67 60V61H66ZM110 60V59H109ZM117 60V59H116ZM125 60V59H124ZM127 60V59H126ZM125 60V61H126ZM128 60H131V59H128ZM153 60H154V58H153ZM159 60H160V58H159ZM165 60V59H164ZM261 60V59H260ZM45 61V60H44ZM120 61H123V60H121L120 59ZM132 61V60H131ZM134 61H135V59H134ZM143 61V60H142ZM142 61H140V63L142 62ZM149 61V60H148ZM155 61V60H154ZM167 61V60H166ZM165 61V62H166ZM201 61V60H200ZM208 61V60H207ZM221 61V60H220ZM228 61V60H227ZM233 61V60H232ZM235 61V60H234ZM262 61H263V59H262ZM58 62V63H57ZM205 62V61H204ZM209 62V61H208ZM216 62V61H215ZM218 62V61H217ZM216 62V63H217ZM242 62V61H241ZM244 62V61H243ZM56 63V64H55ZM129 63V62H128ZM139 63V62H138ZM197 63H200V62H197ZM229 63H232V62H229ZM234 63V62H233ZM263 63V62H262ZM44 64H45V62H44ZM125 64H126V62H125ZM136 64V63H135ZM144 64V63H143ZM201 64V63H200ZM199 64V65H200ZM121 65V64H120ZM142 65V64H141ZM145 65V64H144ZM147 65V64H146ZM153 65V64H152ZM157 65L158 64H155V66L157 67ZM161 65V64H160ZM207 65H209V63L207 64ZM214 65V64H213ZM221 65V64H220ZM219 65V66H220ZM224 65V64H223ZM222 65V66H223ZM229 65V64H228ZM248 65V64H247ZM51 66V65H50ZM51 66V67H52ZM126 66V65H125ZM135 66V65H134ZM148 66H149V64H148ZM217 66V65H216ZM232 66H234V68H235V65H233L232 64ZM7 67V66H6ZM113 67V66H112ZM129 67H131L130 65H129ZM129 67H127V68H129ZM137 67H139V66H137ZM202 67V66H201ZM200 67V68H201ZM213 67V66H212ZM243 67V66H242ZM245 67H247V66H245ZM248 67H249V65H248ZM48 68V67H47ZM140 68V67H139ZM161 68V67H160ZM181 68V67H180ZM222 68V67H221ZM234 68H232L231 67V64H230V66H229V68H226L225 67V69H226V71H225V73H227L229 70H233ZM141 69V68H140ZM143 69H145V68H143ZM143 69L141 70L142 72H143ZM150 70H151V68H149ZM153 69V68H152ZM162 69V68H161ZM217 69V71H218V68H216ZM229 69V70H228ZM1 70H2V68H1ZM111 70H113V69H111ZM110 70V71H111ZM139 70V69H138ZM148 70V69H147ZM147 70H146V72H147ZM150 70H149V72H150ZM184 70V69H183ZM221 69H220V67H219V71H220ZM228 70V71H227ZM47 71H50V69L49 70H47ZM109 71V72H110ZM131 71V70H130ZM135 71H137V70H135ZM153 71V70H152ZM159 71V70H158ZM177 71H178V69H177ZM180 71V70H179ZM187 71V70H186ZM206 71H207V68H206ZM6 72V71H5ZM26 72H27V70H26ZM25 72V73H26ZM55 72V73H56ZM96 72H98L97 73V75L95 74ZM114 72V71H113ZM133 72V71H132ZM138 72V71H137ZM148 72V73H149ZM154 72V71H153ZM163 72V71H162ZM229 72H231V71H229ZM51 73V72H50ZM53 73V72H52ZM51 73V74H52ZM114 73H117V71L116 72H114ZM139 73H140V71H139ZM138 73V74H139ZM166 73V72H165ZM203 73V72H202ZM219 73V72H218ZM224 73V74H225ZM235 73V72H234ZM234 73H233V75H234ZM240 73H241V71H240ZM34 74V73H33ZM37 74V73H36ZM106 74V73H105ZM108 74V73H107ZM137 74V73H136ZM146 74V73H145ZM152 74H154V73H152ZM158 74V73H157ZM160 74V73H159ZM158 74V75H159ZM187 74V73H186ZM198 74V73H197ZM201 74V73H200ZM206 74V73H205ZM211 74H213V73H211ZM220 74H221V72H220ZM229 74V73H228ZM236 74V73H235ZM5 75V77H4V82H5V84H6V86H7V88L6 89H4V87L0 84V87H2V88H0L1 89V91L3 92L4 91V93L8 96V94H11V90L12 89H10L11 87V85H9V81L10 82H12L13 81V78H14V76H15V74L13 73H11L10 74V71H9V68H8V72H6V74H4ZM32 75V74H31ZM57 75V74H56ZM124 75V74H123ZM132 75V74H131ZM141 75V74H140ZM148 75V74H147ZM162 75V74H161ZM222 76H221V78L220 79H223L224 78V80H222V81H226L225 82V84H221V85H219L220 87L222 86V88H220L221 90L219 91L220 93V95H218V99H219V101H222V103L224 104V98H229V97H231V98H234V96L236 95L237 96V94H238V98H239V95H241L242 94V96H240V99H241V97H242V105L240 106V107H238V106H236V107H234V105H233V103H232V105H233V107H230V106H228L229 104V99H228V101L226 100V102H227V106H224V105H226V102H225V104L223 105L222 103L220 104L221 105V107H220V105H218V103H217V105H218V107H220V109H222L221 111H223L224 112V115H225V117H226V115H227V117L226 118H228L230 115H232V114H234L235 115V113H238L239 111H240V113L242 114H244V115H250V117H251V115H252V113H256L257 115H255V116H257L258 117V112H260V114L259 115H261V117H263L262 119H264V98L262 97H260L262 94V96H264V88H262V86H261V88L258 86V87H256V88H254V87H251V86H249V84L250 83H246V78H242V77H244V76H242L241 77V74H240V79L242 78L243 79V81H241L240 83H238V81H237V79H238V75L237 76H235V78H233L232 80H229V78L227 77V76H230V75H227V74H225L224 76H223V74H221ZM231 75H232V73H231ZM55 76V75H54ZM105 76V75H104ZM135 76V75H134ZM138 76V75H137ZM151 76V75H150ZM154 76V75H153ZM160 76V75H159ZM169 76V75H168ZM180 76H181V74H180ZM209 76V75H208ZM246 76V75H245ZM251 76V75H250ZM30 77V76H29ZM59 77V76H58ZM108 77V76H107ZM120 77H122L121 76V74H120ZM125 77V76H124ZM152 77V76H151ZM156 77V76H155ZM213 77H214V74H213ZM216 77V76H215ZM231 77V76H230ZM248 77V76H247ZM12 78V79H11ZM36 78V77H35ZM53 78H55L56 79V77H53ZM104 78V77H103ZM109 78H110V76H109ZM114 78V77H113ZM113 78H111V79H113ZM127 78V77H126ZM133 78V77H132ZM154 78V77H153ZM158 78V77H157ZM164 78V77H163ZM185 78V77H184ZM188 78V77H187ZM205 78H206V76H205ZM210 78V77H209ZM253 78V77H252ZM255 78H256V76H255ZM52 79V78H51ZM50 79V80H51ZM94 79H95V81H94ZM143 79H145V78H143ZM148 79V78H147ZM152 79V78H151ZM186 79V78H185ZM192 79H193V76H192ZM214 79V78H213ZM231 79V78H230ZM261 79V78H260ZM16 80H18V79H16ZM124 80V79H123ZM140 80V79H139ZM149 80H150V78H149ZM159 80H160V78H159ZM187 80V79H186ZM186 80H185V84H186ZM196 80V79H195ZM217 79H215V81H216ZM248 80V79H247ZM257 80V79H256ZM24 81V80H23ZM27 81H29V79L27 80ZM52 81H54V80H52ZM56 81H57V79H56ZM99 81V80H98ZM153 81V80H152ZM180 81H184L183 79H181ZM179 81V82H180ZM198 81H200V80H198ZM245 81V82H244ZM263 81V80H262ZM91 82H93L92 84H91ZM113 82V81H112ZM111 82V83H112ZM118 82V81H117ZM134 82V81H133ZM138 82V81H137ZM141 82V81H140ZM142 82H144V81H142ZM161 82V81H160ZM164 82V81H163ZM166 82V81H165ZM190 82H192V81H190ZM196 82H197V80H196ZM201 82V81H200ZM202 82H204L203 80H202ZM201 82V83H202ZM223 82V83H224ZM261 82V81H260ZM259 82V83H260ZM14 83V82H13ZM23 83H26V81L25 82H23ZM59 83V84H60ZM97 83V82H96ZM102 83V82H101ZM107 83V82H106ZM146 83V82H145ZM172 83V82H171ZM200 83V84H201ZM242 83H245L244 85L242 84ZM19 84V83H18ZM35 84V85H34ZM65 84V85H64ZM98 84V83H97ZM121 84V83H120ZM133 84V83H132ZM178 84V83H177ZM182 84H184V82H182ZM182 84H180L179 83V88L181 87V85ZM192 84V83H191ZM207 84V83H206ZM220 84V83H219ZM253 84H254V82H253ZM262 84V83H261ZM27 85V87H29L28 86V84H26ZM25 85V86H26ZM44 85V84H43ZM46 85V84H45ZM102 85V84H101ZM137 85V84H136ZM149 85H151V84H149ZM153 85V84H152ZM169 85V84H168ZM187 86H188V83L186 84ZM190 85V84H189ZM213 85H215V84H213ZM218 85V83L216 82V85L215 86H217ZM251 85H252V83H251ZM256 85V84H255ZM25 86H20V88L21 89H25L24 87ZM31 86L29 87V88H31ZM97 86V85H96ZM113 86H115V85H113ZM112 86V87H113ZM140 86V85H139ZM138 86V87H139ZM176 86V85H175ZM184 86V88H182L181 89V91L183 90V89H185V88H187V87H185V85H183ZM207 86H209V85H207ZM263 86H264V84H263ZM14 87H16L17 88V86H14ZM58 87V88H57ZM68 87V88H67ZM99 87V86H98ZM150 87H152V86H150ZM154 87V86H153ZM163 87H164V85H163ZM170 87V86H169ZM169 87H167V88H169ZM197 87H198V85H197ZM205 87V86H204ZM9 88V89H8ZM105 88V87H104ZM117 88V87H116ZM119 88V87H118ZM133 88V87H132ZM173 88V87H172ZM192 88V87H191ZM218 88V87H217ZM4 89V90H3ZM49 89V88H48ZM70 90V91H67V90ZM89 89V90H88ZM114 89V88H113ZM134 89V88H133ZM197 89V88H196ZM202 89V85H201V88H200V90ZM18 90V89H17ZM16 90V91H17ZM26 90V89H25ZM25 90H22V93H20V91H19V95H17V99L18 98H20V96L21 97H23L25 94H23V92H25ZM73 90H75L74 91V93H77V95L76 94H74L73 93ZM88 90V91H87ZM96 90V89H95ZM100 90V91H99ZM105 90V89H104ZM110 90V89H109ZM117 90V89H116ZM149 90V89H148ZM158 90V89H157ZM190 90V89H189ZM199 89H198V91H200ZM239 90V91H238ZM6 91V92H5ZM28 91V90H27ZM26 91V92H27ZM38 91H40L39 93H38ZM48 91V90H47ZM52 91V90H51ZM114 91V90H113ZM147 91V90H146ZM153 91H155V90H153ZM162 91V90H161ZM167 91H169V89L167 90ZM180 91V90H179ZM192 91V90H191ZM190 91V92H191ZM193 91H195V90H193ZM206 91V90H205ZM29 92H27V95H30L29 94ZM71 92V93H70ZM151 92V91H150ZM170 92H173V91H171L170 90ZM175 92V91H174ZM238 92V93H237ZM242 92V93H241ZM3 93V94H4ZM142 93V92H141ZM149 93V92H148ZM237 93V94H236ZM23 96H22V95ZM66 94V96H63V95H65ZM128 94V93H127ZM150 94V93H149ZM193 94V93H192ZM260 94V96H257V95H259ZM27 95H25L24 96V98H26V96ZM30 95V96H31ZM42 95V94H41ZM162 95V94H161ZM170 94H168V92L166 93V90H165V93H164V91H163V95H162V99H163V101H162V107L160 106V108H158L159 110H158V112H160L161 113V111H163V110H165L166 108H167V106H168V103L170 102L169 101V98H170V96H169ZM173 95H174V93H173ZM173 95H171V97H173ZM194 95V94H193ZM222 95L224 96V98L222 97ZM4 96V95H3ZM12 96V95H11ZM15 96V95H14ZM37 96V95H36ZM35 96V97H36ZM37 96V97H38ZM51 96V95H50ZM49 95H48V98L50 97ZM55 96V95H54ZM75 96V97H74ZM137 95H135V97H136ZM142 96H144V95H142ZM156 96V95H155ZM29 97V96H28ZM27 97V98H28ZM32 97V96H31ZM30 97V98H31ZM102 97H103V95H102ZM145 97H146V95H145ZM158 97V96H157ZM161 97V96H160ZM165 97V98H164ZM175 97V96H174ZM180 97V96H179ZM199 97V96H198ZM254 97H256V101L259 99V101H258V103H256V101L254 100ZM4 98H5V96H4ZM34 98V97H33ZM33 98H31V99H33ZM139 98H140V96H139ZM154 98V97H153ZM182 98H184V97H182ZM188 98V97H187ZM222 98V100H220ZM230 98V99H231ZM236 98V97H235ZM258 98V99H257ZM8 99V100H7ZM41 99V98H40ZM39 99V100H40ZM44 99V98H43ZM42 99V100H43ZM119 99V98H118ZM173 99V98H172ZM194 99V98H193ZM196 99V98H195ZM199 99V98H198ZM260 99H261V102H260ZM35 100V99H34ZM41 100V101H42ZM45 100H43V101H45ZM180 100H181V98L179 99V101H178V103L180 102ZM200 100V99H199ZM216 100V99H215ZM234 100V99H233ZM240 100V101H241ZM254 100V103H252L251 102V104H250V101H253ZM0 101H2L1 99H0ZM36 101V100H35ZM40 101V102H41ZM111 101V100H110ZM116 101H118V100H116ZM130 101V100H129ZM169 101V102H168ZM183 101V100H182ZM181 101V102H182ZM235 101H236V99H235ZM235 101H232V102H234V104L236 103ZM22 102H25V103H22ZM39 102V101H38ZM50 102V103H49ZM78 102H83L82 103V105L80 106V105H76ZM96 102V101H95ZM154 102V101H153ZM161 102V101H160ZM181 102L179 103V104H181ZM7 103H9V104H7ZM30 103H32V101H30L29 102V104ZM115 103H117V102H115ZM120 103V102H119ZM135 103V102H134ZM134 103H130V106L131 105H134ZM159 103V102H158ZM200 103V102H199ZM231 103V102H230ZM238 103H240V102H238ZM255 103H256V105H255ZM3 103H1L0 104V106L2 105ZM41 104V103H40ZM76 106H75V105ZM112 104V103H111ZM152 104V103H151ZM192 104H193V102H192ZM195 104H197V106H198V103H196L195 102ZM201 104V103H200ZM237 104V103H236ZM235 104V105H236ZM252 104L254 105V106H256V107H252ZM9 105V106H8ZM121 105V104H120ZM137 105H139V106H137ZM163 105H165V106H163ZM3 107H4V104L2 105ZM130 106H128V107H130ZM193 106H195V105H193ZM117 107H118V105H117ZM116 107V108H117ZM128 107H127V110H128ZM136 107H137V109H136ZM181 107H183L182 105H181ZM131 108V107H130ZM174 108V107H173ZM200 108V107H199ZM252 108V109H251ZM4 108H2V110H3ZM7 109H6V111H7ZM41 109V108H40ZM114 109V108H113ZM119 109V107L116 109V111ZM184 108H182V110H183ZM197 109V108H196ZM253 110L252 111V113H250L251 112V110ZM34 110H36V111H34ZM130 110V109H129ZM128 110V111H129ZM192 110V109H191ZM217 110H219V108L217 109ZM4 111V110H3ZM176 111V110H175ZM186 111V109L185 110H183V112H185ZM250 111V112H249ZM0 112H2V111H0ZM8 112V111H7ZM10 112H8V114H10ZM40 112V113H39ZM158 112H156V113H158ZM183 112H179V113H182V115H183ZM186 112H188V111H186ZM185 112V113H186ZM194 112V111H193ZM192 112V113H193ZM215 112V111H214ZM120 113H123V112H120ZM120 113H119V110H118V118L120 119V117H121V115H120ZM155 113V114H156ZM170 113V112H169ZM176 113V112H175ZM222 112H220L219 111V115L221 114ZM248 113V114H247ZM250 113V114H249ZM29 114V116H28V118H27V116L26 115H28ZM116 114H117V112H116ZM124 114H125V112H124ZM127 114V113H126ZM163 114V113H162ZM171 114V113H170ZM190 114V113H189ZM215 114H216V112H215ZM217 114V115H218ZM1 115V114H0ZM42 115H44V116H42ZM158 115V114H157ZM164 115H165V113H164ZM163 115V116H164ZM181 115V114H180ZM193 115V114H192ZM234 115H232V116H230V119H229V121L228 122H223V125H221V128H223V129H228V126H230V128H235L234 126H232V125H234V123L236 122V121H234V123L233 122H230L231 121V117L233 118V116ZM2 116V115H1ZM1 116H0V118H1ZM10 116V117H11ZM120 116V117H119ZM123 116V115H122ZM128 116V115H127ZM127 116H125L126 117V120H127ZM132 116H134V118H132ZM161 116V115H160ZM170 116V115H169ZM195 116V115H194ZM222 116V114L220 115V117ZM238 116V115H237ZM246 116V117H247ZM3 117V116H2ZM11 117V118H12ZM30 117V118H29ZM44 117H46L45 118V120H43L44 119ZM155 117V116H154ZM158 117H159V115H158ZM224 117V118H225ZM249 117V116H248ZM253 117H254V115H253ZM253 117H251V118H253ZM257 117H254L255 119L257 118ZM261 117H258L259 119L261 118ZM114 118V117H113ZM112 118V119H113ZM151 118V117H150ZM156 118H157V116H156ZM167 118H168V116H167ZM176 118V117H175ZM178 118H179V116H178ZM187 118L188 117H186V120H187ZM219 118V117H218ZM221 118H223V116L221 117ZM220 118V120H222ZM224 118H223V120H224ZM250 118V119H251ZM253 118V119H254ZM2 119V118H1ZM132 119V120H131ZM155 118H153V120H154ZM159 119V118H158ZM157 119V120H158ZM164 119L165 118H163V121H164ZM253 119H251V120H253ZM253 120V121H257V120ZM12 120V119H11ZM14 120V118H13V121H15ZM115 120H116V118H115ZM125 120V119H124ZM156 120V121H157ZM176 120V119H175ZM185 120V119H184ZM185 120V121H186ZM250 120V121H251ZM261 120V119H260ZM3 120H0V122H2ZM97 121V120H96ZM102 121V120H101ZM100 121V122H101ZM105 121V120H104ZM155 121V120H154ZM153 121V122H154ZM169 121V120H168ZM171 121V120H170ZM179 121V120H178ZM19 122V123H20ZM28 122V123H29ZM31 122V123H32ZM47 122V123H46ZM79 122V123H78ZM95 121H93V122H90V123H94ZM126 122V121H125ZM194 122V121H193ZM96 123V122H95ZM98 123H99V120H98ZM158 124H159V122H157ZM161 123H162V121H161ZM164 123V122H163ZM172 123V122H171ZM222 123V122H221ZM248 124L250 123L249 122V120H248V122H247ZM258 123V122H257ZM4 124V123H3ZM7 124V123H6ZM6 124H4V125H6ZM14 124V123H13ZM15 124H16V121H15ZM43 124V125H42ZM97 124V123H96ZM122 124V125H121ZM155 124H156V122H155ZM167 124V123H166ZM169 124V123H168ZM183 124H184V121H183ZM187 124H189V122L187 123ZM252 124H254V122L253 123H251V125ZM2 125V124H1ZM0 125V126H1ZM16 125H18V124H16ZM26 125V124H25ZM33 125V124H32ZM41 125V126H40ZM164 125V124H163ZM163 125H162V127H163ZM176 125V124H175ZM178 125V124H177ZM185 125V124H184ZM235 125H236V123H235ZM241 124H237V128L239 127H243V125L242 126H240ZM247 125V124H246ZM34 126V125H33ZM45 126H44V128L43 129H46L47 130V128H45ZM183 126V125H182ZM223 126V127H222ZM248 126V125H247ZM24 127V126H23ZM35 127V126H34ZM111 127V126H110ZM151 127V126H150ZM159 127V126H158ZM157 127V128H158ZM169 127H170V125H169ZM168 127V128H169ZM244 127H245V125H244ZM249 127V126H248ZM252 127V126H251ZM1 128H3V126L1 127ZM0 128V134H1V132H2V130H3V133L1 134V137L3 136L4 137V135L3 134H6L5 133V128H3V129H1ZM25 129H26V127H24ZM27 128L31 131L32 129L31 128H29L28 126H27ZM87 128V127H86ZM115 128V127H114ZM135 128V129H134ZM161 128V127H160ZM176 128V127H175ZM180 128V127H179ZM183 128V127H182ZM245 128H247V127H245ZM24 129V130H25ZM27 129V130H28ZM35 129H36V127H35ZM42 129V127H41V131L43 130ZM92 129H94L93 131H94V133H95V130H97L96 128H92ZM101 129V128H100ZM103 129V128H102ZM112 129V128H111ZM133 129H134V131H133ZM178 129V128H177ZM222 129V130H223ZM241 129V128H240ZM27 130H26V132H27ZM39 130V131H40ZM112 130H114V129H112ZM148 130H150V128L148 129ZM92 131V132H93ZM98 131V130H97ZM184 131H186L185 129H184ZM195 131V130H194ZM32 132H33V130H32ZM31 132V133H32ZM91 132V131H90ZM152 132V131H151ZM166 132V131H165ZM30 132H29V134H31ZM41 133V132H40ZM42 133H43V131H42ZM46 133V132H45ZM135 133H136V135H135ZM176 133V132H175ZM183 133V132H182ZM28 134V135H29ZM34 134H36V132L35 133H32V135H33V137H32V139L34 140V144H35V141L37 142V139L39 138V136L37 135V137L35 136L34 137ZM147 134H148V132H147ZM147 134H145V135H147ZM156 134V133H155ZM168 134V133H167ZM187 134V133H186ZM24 135V134H23ZM48 135V134H47ZM152 135V134H151ZM6 136V135H5ZM99 136L100 137H102L106 142L104 143V141H103V143H99V140H98V138H99ZM142 136H144V134L142 135ZM0 137V138H1ZM31 137V136H30ZM29 137V138H30ZM139 137V136H138ZM150 137V136H149ZM28 138V139H29ZM39 138V139H40ZM172 138V137H171ZM185 138V137H184ZM6 140H7V138H5ZM4 139V141H6ZM25 139H27V138H25ZM31 139V140H32ZM36 139V140H35ZM102 139V140H103ZM183 139V138H182ZM30 140V139H29ZM145 140H147V138L145 139ZM171 140H173V139H171ZM175 140H176V138H175ZM178 140V139H177ZM111 141H113L112 143H114V144H112V145H114V146H117L118 148H116V147H112L111 146V148L110 147H108V146H106L107 144L106 143H108V142H111ZM114 141H117V142H114ZM148 141H149V139H148ZM170 140H168V142H169ZM186 141H187V139H186ZM198 141V140H197ZM8 142V141H7ZM10 142V141H9ZM37 142V143H38ZM173 142V141H172ZM171 142V143H172ZM189 142H193L194 143V141L193 140H189ZM115 143L117 144V145H115ZM135 143H133L134 145H135ZM173 143H176V141H174ZM184 140H181V139H179L178 141H177V144L178 145H180V146H182L183 147V145H184ZM198 143V142H197ZM216 143V142H215ZM8 144V143H7ZM27 144V145H26ZM31 144H32V142H31ZM31 144H29V145H31ZM106 144V145H105ZM110 144V143H109ZM121 144V145H120ZM10 145V144H9ZM12 145V144H11ZM37 145V144H36ZM111 145V144H110ZM120 145V146H119ZM174 145H176V144H174ZM173 145V146H174ZM215 145V144H214ZM222 145V144H221ZM90 146V147H89ZM105 146L108 148V150H106V148H105ZM130 147L132 146V145H129ZM172 146V145H171ZM190 146V145H189ZM1 147V146H0ZM9 147V146H8ZM122 147V148H121ZM128 147V146H127ZM129 147V148H130ZM148 147V146H147ZM176 147H177V145H176ZM175 147V148H176ZM181 147V148H182ZM10 148V147H9ZM13 148V147H12ZM13 148V149H14ZM28 148V147H27ZM100 148H103V150L102 149H100ZM121 148V149H120ZM133 148V147H132ZM174 148V147H173ZM175 148L173 149V150H175ZM178 149H179V147H177ZM85 149H83V151H86ZM99 149V150H98ZM134 149H135V146H134ZM148 149V148H147ZM128 150V149H127ZM182 150V149H181ZM190 150V149H189ZM29 151V152H28ZM100 151V152H99ZM119 151V152H118ZM132 151V150H131ZM134 151V150H133ZM26 152H28V154L26 153ZM88 152V151H87ZM86 152V153H87ZM89 153V152H88ZM131 153V152H130ZM264 153V152H263ZM37 154V155H36ZM88 155V154H87ZM112 155V154H111ZM136 155V154H135ZM187 155V154H186ZM25 157V159H24V157ZM65 156V157H64ZM83 156H84V154H83ZM114 156V155H113ZM130 156V155H129ZM144 156V155H143ZM183 156V155H182ZM221 156V155H220ZM1 157V156H0ZM23 157V159H20V158H22ZM28 158H30V157H28ZM114 158V157H113ZM119 158V157H118ZM126 159V160H124L126 163H127V161H129L130 160V157H129V159H128V157H121L120 159ZM184 158V157H183ZM16 159V158H15ZM34 159H36V158H34ZM51 159H50V161H51ZM59 159V158H58ZM57 159V160H58ZM88 159V158H87ZM96 160V161H94V160ZM111 159V158H110ZM122 159V160H123ZM133 159V158H132ZM131 159V160H132ZM180 159H181V155H180ZM184 159H186V158H184ZM18 160H16V161H18ZM89 160V159H88ZM134 160V159H133ZM187 160V159H186ZM219 160V159H218ZM19 161H18V163H19ZM91 161V160H90ZM95 163H94V162ZM111 161V160H110ZM135 161V160H134ZM58 162H59V160H58ZM61 162V161H60ZM66 162H69V160L68 161H66L65 160V164H66ZM182 162V161H181ZM186 162V161H185ZM263 162V161H262ZM7 163V164H6ZM6 163H3V164H0V172H2V175H4V176H6V178H7V176H9L11 173H13L14 172V170L16 169V167L18 168V166H21V165H17L16 166V164H15V160H14V164L12 163V164H8V162H6ZM17 163V162H16ZM33 163H35V162H33ZM56 163V162H55ZM62 163V162H61ZM111 163V162H110ZM131 163V162H130ZM190 163V162H189ZM216 163V162H215ZM218 163V162H217ZM261 163V162H260ZM25 164V163H24ZM31 164H32V162H31ZM37 164V163H36ZM53 164H54V162H53ZM57 164V163H56ZM70 164V163H69ZM116 164V163H115ZM185 164V163H184ZM229 164V163H228ZM15 166V168H14V166ZM33 165V164H32ZM52 165V164H51ZM67 165V164H66ZM89 165H91V164H89ZM113 165V164H112ZM121 165V164H120ZM127 165H129V164H127ZM216 165V164H215ZM215 165H213V166H215ZM222 165V164H221ZM63 166V165H62ZM208 166H210V165H208ZM207 166V167H208ZM213 166H212V168H213ZM218 166V165H217ZM92 167V166H91ZM115 167H118V166H115ZM129 167V166H128ZM221 167V166H220ZM227 167V166H226ZM92 169V170H94V172H95V170H96V168L95 169ZM113 168V167H112ZM133 168V167H132ZM212 168H210V169H212ZM117 169V168H116ZM115 169V170H116ZM120 168L118 167V170H119ZM128 169V168H127ZM134 169H136V168H133V170ZM210 169H208L209 170V172H210ZM118 170H117V172H118ZM213 170V169H212ZM228 170V169H227ZM111 170H109V172H110ZM112 171H113V169H112ZM130 171H131V169H130ZM137 171V170H136ZM216 171V170H215ZM230 171V170H229ZM97 172V171H96ZM208 172V171H207ZM214 172V171H213ZM98 173V172H97ZM139 173V172H138ZM211 173V172H210ZM216 173V172H215ZM111 175H112V173H110ZM119 174V173H118ZM118 174L116 175V176H118ZM130 174V173H129ZM128 174V175H129ZM137 174V173H136ZM109 175V174H108ZM120 175H121V173H120ZM214 175V174H213ZM114 176V175H113ZM135 176H137V175H135ZM134 176V177H135ZM133 177V178H134ZM139 177V176H138ZM222 177V176H221ZM220 177V178H221ZM4 178V177H3ZM93 178V177H92ZM95 178V177H94ZM97 178V177H96ZM111 178V177H110ZM5 179V178H4ZM134 179H136V178H134ZM139 179V178H138ZM209 179V178H208ZM211 180V179H210ZM220 180V179H219ZM69 181V180H68ZM110 181H111V179H110ZM139 181V180H138ZM3 182V180H1L0 179V198L2 197V196H4L5 194H7V188H8V185H7V183H2ZM211 182V181H210ZM256 182H258L256 185H258V187L257 186H255V187H257V188H259V189H261L260 188V185H262L263 186V184H264V176L262 175V177H261V179L259 178V179H257V181ZM6 186H5V185ZM90 185H91V183H89ZM90 185H89V187H90ZM69 186V185H68ZM87 185H85V187H86ZM261 186V187H262ZM33 188H35V187H33ZM31 189V191L33 192H30L29 194L30 195H32V194H34V195H36V196H33V200H34V198L37 200V198L38 197H40L39 199H41V200H43V198L40 196V191L37 189L36 190V192L35 191H33L34 189ZM68 188H70V187H68ZM263 188H264V186H263ZM6 189V191H4ZM62 189V188H61ZM64 190H66L65 188H63ZM85 189H87V187L85 188ZM97 189V188H96ZM253 189V188H252ZM258 189V190H259ZM63 190V191H64ZM68 190V189H67ZM83 190H84V187H83ZM88 190V189H87ZM256 191H257V189H255ZM37 191H39V192H37ZM86 191V190H85ZM252 191V190H251ZM60 192V191H59ZM71 191H69V193H70ZM74 192V191H73ZM99 192H101L100 190H99ZM113 192V191H112ZM23 192H21L20 193V195L22 194ZM61 193V192H60ZM90 193V192H89ZM102 193V192H101ZM263 193V192H262ZM65 194V193H64ZM72 193H70V195H71ZM74 194V193H73ZM73 194H72V197H73ZM87 194V193H86ZM156 194V193H155ZM261 194V193H260ZM25 195L26 194H24L23 193V200H24V198H26L25 197ZM30 195L29 196H27V197H29V200H25V201H29L30 202V200H31V197H30ZM54 195H56V194H53V196ZM58 195V194H57ZM62 195H63V193H62ZM61 194H60V196L59 197H61L62 196ZM91 195V194H90ZM90 195H88V197L90 196ZM104 195V194H103ZM44 196V195H43ZM53 196H52V198H53ZM65 196V195H64ZM63 196V197H64ZM93 196V195H92ZM97 196H98V194H97ZM116 196V195H115ZM248 196V195H247ZM93 197H95V196H93ZM117 197V196H116ZM116 197H114V198H116ZM71 198V197H70ZM90 198H91V196H90ZM168 198V197H167ZM259 198V197H258ZM261 198V197H260ZM2 199V198H1ZM38 199V200H39ZM54 199H55V196H54ZM58 196H57V201H58ZM62 199V201L64 202L65 200H66V196H65V199H63V198H61ZM67 199H68V197H67ZM94 199V198H93ZM97 199H98V197H97ZM101 199V198H100ZM104 199V198H103ZM159 199H160V197H159ZM247 199V198H246ZM262 199V198H261ZM22 200V199H21ZM36 200H34V201H36ZM88 200H89V198H88ZM154 200V199H153ZM164 200V199H163ZM167 200V199H166ZM61 201V200H60ZM59 201V203H62V201L60 202ZM71 201V200H70ZM94 201V200H93ZM149 202H151L150 201V199L148 200ZM155 201V200H154ZM160 201V200H159ZM158 201V202H159ZM165 201V200H164ZM3 202V201H2ZM12 202V201H11ZM36 202H38V201H36ZM67 202V201H66ZM156 202V201H155ZM163 202V201H162ZM1 203V202H0ZM4 203V202H3ZM15 202H13V204H14ZM23 203H24V201H23ZM67 203H70V202H67ZM114 203V202H113ZM167 203V202H166ZM17 204L18 205H20L19 203H18V201H17ZM36 204V203H35ZM58 204V203H57ZM56 204V205H57ZM71 204V203H70ZM74 204H76V202L74 203ZM91 204V202H89V205ZM0 205H3V207H5L4 205H6L7 206V204L5 203V204H0ZM61 205V204H60ZM67 205V204H66ZM65 205V206H66ZM20 206H22V205H20ZM28 205L26 204V207H27ZM55 206V205H54ZM91 206V205H90ZM96 206V205H95ZM237 206V205H236ZM12 207V206H11ZM14 207V206H13ZM15 207H16V205H15ZM2 208V207H1ZM17 208V207H16ZM18 208H19V206H18ZM17 208V209H18ZM22 208V210H23V206L21 207ZM54 208H56V207H54ZM247 208V207H246ZM37 209V208H36ZM158 209V208H157ZM26 210V209H25ZM34 210V209H33ZM37 210H40V209H37ZM36 210V211H37ZM160 210V209H159ZM238 210V209H237ZM19 211L21 212V210L19 209ZM158 211V210H157ZM156 211V212H157ZM259 211V210H258ZM17 212V211H16ZM23 212V211H22ZM28 212V211H27ZM124 211H122L121 213H123ZM234 212H236V211H234ZM242 212H244V211H242ZM252 212V211H251ZM24 213L25 212H23V215H24ZM35 213V212H34ZM53 213V212H52ZM59 213V212H58ZM155 213V212H154ZM241 213V212H240ZM260 213V212H259ZM264 213V212H263ZM262 213V214H263ZM13 214H14V211H13ZM12 214V215H13ZM18 214V213H17ZM26 214V213H25ZM29 214V213H28ZM27 214V215H28ZM32 214V213H31ZM41 214V213H40ZM61 214V213H60ZM123 214H125V213H123ZM33 215H35V214H33ZM51 215V214H50ZM121 215V214H120ZM253 215V214H252ZM19 216V215H18ZM37 216H38V214H37ZM53 216V215H52ZM51 216V217H52ZM127 216V215H126ZM255 216V215H254ZM262 216V215H261ZM15 217H16V215H15ZM20 218L22 217V216H19ZM24 217H26V215H24ZM30 217H31V215H30ZM29 217V218H30ZM33 217H35V216H33ZM42 217V216H41ZM60 217V216H59ZM118 218H119V216H117ZM253 217V216H252ZM8 218V217H7ZM12 218H14V217H12ZM17 218V217H16ZM54 218H55V215H54ZM57 218V217H56ZM32 220V219H31ZM52 220V219H51ZM59 220V219H58ZM61 220V219H60ZM254 220V219H253ZM261 220V219H260ZM41 221V220H40ZM39 221V222H40ZM57 221V219H55V222ZM27 222V221H26ZM116 222H118V221H116ZM263 222V221H262ZM261 222V223H262ZM43 223V222H42ZM136 223V222H135ZM240 223H241V221H240ZM250 223V222H249ZM253 223V222H252ZM8 224H10V223H8ZM54 224V223H53ZM117 224V223H116ZM134 224V223H133ZM243 224H245L246 225V223H243ZM242 224V225H243ZM18 225V224H17ZM136 225V224H135ZM248 225V224H247ZM264 225V224H263ZM8 225L6 224V227H7ZM10 226V225H9ZM16 227V226H15ZM257 227V226H256ZM264 227V226H263ZM263 227H262V229H263ZM1 228V227H0ZM3 228V227H2ZM29 228V227H28ZM27 228V229H28ZM58 228V227H57ZM61 228V227H60ZM240 228V227H239ZM242 228H244V226L242 227ZM241 228V229H242ZM250 228V227H249ZM3 229H5V228H3ZM8 228H6V231H8L7 230ZM25 229V228H24ZM30 229V228H29ZM62 229V228H61ZM2 230V229H1ZM0 230V231H1ZM56 230V229H55ZM133 230V229H132ZM131 230V231H132ZM167 230V229H166ZM169 230V229H168ZM246 230H247V227H246ZM258 230V229H257ZM4 231V230H3ZM3 231H1V233L3 234ZM28 231V230H27ZM243 231V230H242ZM19 231H17L16 233H18ZM21 232V231H20ZM23 232V231H22ZM89 232V231H88ZM241 232V231H240ZM263 232V231H262ZM4 233H5V231H4ZM45 233H47V232H45ZM73 233H75V232H73ZM72 233V234H73ZM86 233V232H85ZM235 233V232H234ZM255 233V232H254ZM20 234V233H19ZM93 234V233H92ZM161 235H162V233H160ZM236 234V233H235ZM234 234V235H235ZM243 234V233H242ZM246 234V233H245ZM258 234V233H257ZM261 234V233H260ZM4 235V234H3ZM6 235V234H5ZM83 235V234H82ZM160 235V236H161ZM233 235V234H232ZM241 235V234H240ZM253 235V234H252ZM264 235V234H263ZM262 235V236H263ZM43 236V235H42ZM72 236V235H71ZM74 236V235H73ZM86 236V235H85ZM85 236H83V238L85 237ZM89 236V235H88ZM96 236V235H95ZM159 236V235H158ZM236 236V235H235ZM238 236V235H237ZM254 236V235H253ZM16 237V236H15ZM30 237V236H29ZM33 237H35V236H33ZM61 237V236H60ZM80 237V236H79ZM249 237V236H248ZM6 238V237H5ZM14 238V237H13ZM86 238V237H85ZM88 238V237H87ZM95 238V237H94ZM158 238V237H157ZM239 238V237H238ZM1 239V238H0ZM3 239V238H2ZM8 239V238H7ZM159 239H160V237H159ZM162 239V238H161ZM232 239V238H231ZM241 239V238H240ZM262 239H263V237H262ZM154 240H156V239H154ZM233 240V239H232ZM160 241V240H159ZM254 241V240H253ZM261 241V240H260ZM91 242V241H90ZM156 242H157V240H156ZM241 242V241H240ZM86 243V242H85ZM100 243V242H99ZM231 243V242H230ZM235 243V242H234ZM238 243H239V241H238ZM261 243V242H260ZM232 244V243H231ZM230 244V245H231ZM250 244V243H249ZM255 244V243H254ZM263 244V243H262ZM25 245V244H24ZM251 245V244H250ZM257 245V244H256ZM78 246V245H77ZM90 246H92V245H90ZM87 247V246H86ZM93 247H94V245H93ZM263 248H264V246H262ZM95 248V247H94ZM107 248V247H106ZM96 249V248H95ZM88 250V249H87ZM86 250V251H87ZM101 250V249H100ZM106 250V249H105ZM82 251H83V249H82ZM88 252V251H87ZM264 252V251H263ZM100 253V255H102L101 254V252H99ZM195 253V252H194ZM261 253H262V251H261ZM8 254V253H7ZM168 254V253H167ZM170 254V253H169ZM168 254V255H169ZM189 254V253H188ZM196 254V253H195ZM239 254V253H238ZM264 254V253H263ZM110 256V255H109ZM172 256V255H171ZM185 256H187V254L185 255ZM97 257V256H96ZM114 257V256H113ZM112 257V258H113ZM169 257H170V255H169ZM14 258V257H13ZM16 258V257H15ZM102 258V257H101ZM190 258V257H189ZM189 258H187V259H189ZM186 259V260H187ZM111 260V259H110ZM103 261V260H102ZM118 261V260H117ZM190 261V260H189ZM99 262V261H98ZM97 264V263H96Z\"/></svg>",
  "mask_w": 264,
  "mask_h": 264
}]
</instances>
